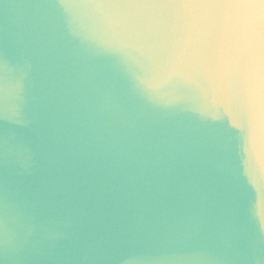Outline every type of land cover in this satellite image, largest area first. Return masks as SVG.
<instances>
[{"label":"clouds","instance_id":"1","mask_svg":"<svg viewBox=\"0 0 264 264\" xmlns=\"http://www.w3.org/2000/svg\"><path fill=\"white\" fill-rule=\"evenodd\" d=\"M234 155L264 0H0V264H264Z\"/></svg>","mask_w":264,"mask_h":264},{"label":"water","instance_id":"2","mask_svg":"<svg viewBox=\"0 0 264 264\" xmlns=\"http://www.w3.org/2000/svg\"><path fill=\"white\" fill-rule=\"evenodd\" d=\"M225 120L224 127L226 128ZM238 181L244 187V207L251 225L258 229L264 223V180L256 175L245 174L243 156H233Z\"/></svg>","mask_w":264,"mask_h":264}]
</instances>
